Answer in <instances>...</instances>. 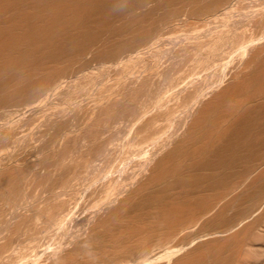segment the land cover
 I'll list each match as a JSON object with an SVG mask.
<instances>
[{
    "label": "bare ground",
    "instance_id": "6f19581e",
    "mask_svg": "<svg viewBox=\"0 0 264 264\" xmlns=\"http://www.w3.org/2000/svg\"><path fill=\"white\" fill-rule=\"evenodd\" d=\"M0 264H264V0H0Z\"/></svg>",
    "mask_w": 264,
    "mask_h": 264
},
{
    "label": "rangeland",
    "instance_id": "374dc122",
    "mask_svg": "<svg viewBox=\"0 0 264 264\" xmlns=\"http://www.w3.org/2000/svg\"><path fill=\"white\" fill-rule=\"evenodd\" d=\"M185 29H186V28H183L182 31H181L180 33L183 34V32H185L188 28H187L186 30H185ZM184 30H185V31H184ZM252 33H254V32H252ZM252 33H251V34H252ZM253 35L256 36V33H255V34H252V36H253ZM233 63H234V62H232V64H233ZM236 63H237V62H236V60H235V63H234V64H236ZM232 64H231V65H232ZM231 65H229V66L232 67Z\"/></svg>",
    "mask_w": 264,
    "mask_h": 264
}]
</instances>
